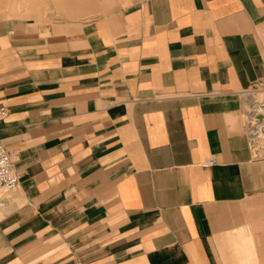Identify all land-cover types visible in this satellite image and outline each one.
Listing matches in <instances>:
<instances>
[{"label":"crops","instance_id":"obj_1","mask_svg":"<svg viewBox=\"0 0 264 264\" xmlns=\"http://www.w3.org/2000/svg\"><path fill=\"white\" fill-rule=\"evenodd\" d=\"M18 1L0 0L20 176L0 264H264V159L238 94L264 82V0H54L66 14L47 19Z\"/></svg>","mask_w":264,"mask_h":264},{"label":"built area","instance_id":"obj_2","mask_svg":"<svg viewBox=\"0 0 264 264\" xmlns=\"http://www.w3.org/2000/svg\"><path fill=\"white\" fill-rule=\"evenodd\" d=\"M241 99L244 132L257 159H264V82L254 80L238 92ZM7 110L0 108V119L5 118ZM215 163L210 159L201 163L209 167ZM20 176L15 170L13 152L0 139V190L5 192L15 190L19 185ZM0 194V206L4 205Z\"/></svg>","mask_w":264,"mask_h":264},{"label":"rangeland","instance_id":"obj_3","mask_svg":"<svg viewBox=\"0 0 264 264\" xmlns=\"http://www.w3.org/2000/svg\"><path fill=\"white\" fill-rule=\"evenodd\" d=\"M26 5H28V4L25 0H19L17 2V7L19 8V10H22V13L24 14L25 17L36 16V17L47 19V16H49L50 14H52L54 16H60V14H63V13L66 14V12L60 8L62 3L56 2L54 0H45L40 5L39 8H33L32 6L28 5L29 8L27 9ZM38 11H39V13H38ZM54 11H55V14L53 13ZM48 20L51 21L52 19L48 18ZM258 38H259L260 45L262 48V52L264 55V32H260L258 34ZM0 192L4 193V189L0 190ZM2 193H0V194H2Z\"/></svg>","mask_w":264,"mask_h":264},{"label":"bare ground","instance_id":"obj_4","mask_svg":"<svg viewBox=\"0 0 264 264\" xmlns=\"http://www.w3.org/2000/svg\"><path fill=\"white\" fill-rule=\"evenodd\" d=\"M0 193H2V192H0Z\"/></svg>","mask_w":264,"mask_h":264}]
</instances>
